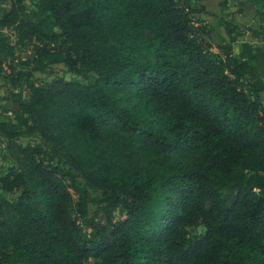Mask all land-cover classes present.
Returning <instances> with one entry per match:
<instances>
[{"label":"trees","instance_id":"obj_1","mask_svg":"<svg viewBox=\"0 0 264 264\" xmlns=\"http://www.w3.org/2000/svg\"><path fill=\"white\" fill-rule=\"evenodd\" d=\"M202 1L0 0V264H264V46Z\"/></svg>","mask_w":264,"mask_h":264},{"label":"rangeland","instance_id":"obj_2","mask_svg":"<svg viewBox=\"0 0 264 264\" xmlns=\"http://www.w3.org/2000/svg\"><path fill=\"white\" fill-rule=\"evenodd\" d=\"M28 1V0H26ZM204 6L208 12L210 13H219V4L218 0H203ZM9 3H5L2 7L8 9ZM260 2L259 0H227V6L224 10V16L230 19L233 23L239 25L243 33L238 36L237 41L232 44L234 51H239L242 43L248 42L251 43L254 47H262L264 46V24H261L259 21V17L257 15V11L260 10ZM208 14H194L193 19L196 20L199 17L205 19L206 21L211 22L214 18L210 17ZM221 30V40L224 42L228 41V37L224 32V29L220 27ZM11 33V32H9ZM218 36V35H217ZM217 36L215 39L217 40ZM215 51L217 50L215 47L213 48ZM56 77H63L64 79H74L80 78L70 72L67 71L66 67L63 64H55L52 66V71L50 74L45 73H35V78L37 81L44 80H52ZM8 85L4 82L2 78V74L0 73V98L7 94ZM7 109L10 107V104L6 105ZM10 109V108H9ZM18 141L21 144H25L28 142L27 137H20ZM5 148L4 143H0V173L4 171V169L8 166L9 162L5 158Z\"/></svg>","mask_w":264,"mask_h":264}]
</instances>
